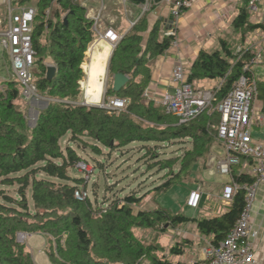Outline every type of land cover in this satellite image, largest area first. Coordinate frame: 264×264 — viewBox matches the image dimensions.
Wrapping results in <instances>:
<instances>
[{
	"label": "trees",
	"instance_id": "1",
	"mask_svg": "<svg viewBox=\"0 0 264 264\" xmlns=\"http://www.w3.org/2000/svg\"><path fill=\"white\" fill-rule=\"evenodd\" d=\"M34 1L37 9L32 36L36 52L34 81L48 106L39 111L35 126L30 128L27 101L19 81L13 77L1 84L0 185L16 187L17 195L0 189V264H36L29 247L18 241L20 233L46 235L44 251L51 264H143L145 261L187 264L175 262L173 256L183 255L191 240L175 243L168 255L151 251L149 240L155 233L192 222L202 235L212 237L213 245H219L244 211V190L235 195L222 216L191 219L161 206L136 210L145 198L139 197L137 191L123 197L118 194L117 198L105 196L100 203L97 183L93 187L95 201L89 195L80 201L75 193L82 188L88 191V179L69 175V170L79 162L88 163L72 144L88 145V140L113 152L137 142L146 144L148 170L157 168V172H167L164 183L155 187L159 195L184 183L194 185L207 168L212 147L218 141L221 115L204 113L181 125L164 106L153 101L146 103L144 99L152 80V60L169 50L174 40L163 32L161 21L149 29L147 16L160 5V0H152L150 11L123 37L109 63L106 96L126 99L128 108L124 112L80 105L82 66L95 36L93 21L81 0H17L14 5L27 6ZM131 1L142 5L148 0ZM242 2L233 32L244 43L249 34L262 26L251 21L248 11L251 0ZM0 20V31L5 30L7 6L4 4L0 5ZM220 46L222 51L202 50L189 73L190 82L225 79L217 101L231 92L253 58L244 47L234 52L237 45L229 40L221 39ZM50 62L57 69L51 79L48 78ZM118 73L130 80L121 91L115 92L114 76ZM258 90L264 103V76L258 77ZM67 135H70L69 144L63 150L61 140ZM170 145L178 146L180 154L159 157V150ZM92 146L96 153H101L100 146ZM95 162V167L104 166L100 161ZM239 169V166L233 168V179L240 184H252L254 179L240 175ZM195 173L198 175L192 179Z\"/></svg>",
	"mask_w": 264,
	"mask_h": 264
},
{
	"label": "built area",
	"instance_id": "2",
	"mask_svg": "<svg viewBox=\"0 0 264 264\" xmlns=\"http://www.w3.org/2000/svg\"><path fill=\"white\" fill-rule=\"evenodd\" d=\"M17 0H3L7 6V27L0 31V44L11 63V72L21 87L23 98L27 102L44 101L37 84L34 81L35 56L33 47V25L37 15L35 6L16 7ZM172 0H160L161 3H171ZM192 0H174L171 14L174 17L172 28L166 34L174 37L171 47L179 48L178 23L182 14L192 5ZM153 1L148 0L141 5L143 14L150 11ZM251 21L261 24L264 31V0H251L248 6ZM51 11H48L50 15ZM93 21L94 39L90 44L85 58H90L94 47L105 41L113 52L123 39V35L114 28L103 29L101 13L91 19ZM1 25V20H0ZM135 23H132L134 26ZM238 50H241L239 48ZM251 51L253 58L244 67L245 73L236 82L231 92L221 101H217L225 79L210 80L208 85L202 86L199 81H189V73L183 64L173 70L172 79L175 90L172 94H165L157 103L151 97L148 89L144 92L146 103L153 101L166 108L167 113L178 118L179 124H187L200 115L217 112L221 115L217 140L226 150L225 156L217 163L218 172L231 177V182L225 185L222 201L228 209L240 191L244 190L245 208L234 228L219 245L210 243L205 249V260L201 264H262L256 259L255 242L259 233L254 229L251 213L259 184L264 181V139L254 138L256 128L264 126V111L259 106V90L257 68L264 65V38L255 46L244 48ZM106 90H104V95ZM82 106H96L110 112L127 111L128 101L117 97H107L97 104L80 103ZM241 167L240 175H247L254 179L252 184H240L233 179V168ZM81 173H91L93 170L88 163L81 161L76 165ZM89 180V178H88ZM76 198L80 201L88 198V191L84 188L77 190ZM200 188L192 191L188 199V206L199 208L202 200Z\"/></svg>",
	"mask_w": 264,
	"mask_h": 264
},
{
	"label": "crops",
	"instance_id": "3",
	"mask_svg": "<svg viewBox=\"0 0 264 264\" xmlns=\"http://www.w3.org/2000/svg\"><path fill=\"white\" fill-rule=\"evenodd\" d=\"M173 1L174 0H172L171 3H161L148 14L147 18L150 30H152L158 21H161L164 33L171 30L172 26H170L168 20L171 16ZM192 1L191 7L188 8L179 19L178 36L181 42L180 47H171L163 55L156 57L151 62L152 80L147 89L156 103L160 101L165 94L174 93L175 84L172 75L177 65L183 64L189 73L199 53L202 50L208 52L214 51L216 45L220 44L221 39H226L231 42L230 39L234 37L236 42L231 43L236 44V47H238L237 49H239L241 47L251 48L264 38V31L261 28L249 34L244 43L240 42L238 37L234 34L233 22L243 4L242 0ZM81 2L87 9V16L89 19L101 13L102 28H114L123 36L132 29V23H137L144 15L141 5H136L131 0H81ZM147 35L148 33H146V36ZM112 55L113 52L108 43L102 41L91 51L90 58H85L82 66L84 77L80 81V90L82 91L80 98L81 103L89 102L91 104H97L106 98L104 90H107L109 63ZM6 57H8L7 54ZM49 66L54 65L50 62L48 63V67ZM257 76L262 77L264 74H257ZM199 82L202 86L208 85L207 80ZM46 102L47 100L27 102L28 117L30 118L29 115L33 112L32 114H34V117L38 118L39 111L48 106ZM259 106L264 111V103L260 97ZM261 128H264V126H260L256 128V130H260ZM262 139H264V136L258 138V140ZM223 157L224 156L220 157L214 155L211 150L209 159L210 166H208V169L214 165L217 167L215 161ZM202 172L198 176L201 178L199 179L201 183H196L191 188V192L198 188L202 190L203 195L200 206L197 209L188 206L189 210H191V214H185V216L191 219L220 217L228 211L221 197L225 185L231 182V177L229 176V182L218 186L220 192L216 195L215 192L213 194L208 189L211 188V190H214L216 188L215 186L218 184L205 182ZM210 174L213 175V171H211ZM251 221L254 229L259 233L254 246L256 259L264 264V181L259 184L257 189L251 213ZM183 240H191L192 244L189 248L185 249L183 255L173 256V260L175 262L187 264L203 262L205 260L204 249L212 243V237L202 235L197 228V224L193 222L184 224L176 229L168 228L164 233H155L149 240V245L151 251L168 255L171 246ZM143 264L150 263L145 261Z\"/></svg>",
	"mask_w": 264,
	"mask_h": 264
},
{
	"label": "rangeland",
	"instance_id": "4",
	"mask_svg": "<svg viewBox=\"0 0 264 264\" xmlns=\"http://www.w3.org/2000/svg\"><path fill=\"white\" fill-rule=\"evenodd\" d=\"M3 0H0V5H2ZM30 5L35 6V1ZM231 42L235 43L236 39L232 37ZM222 51L220 44H217L214 51ZM234 52L237 51V47L234 48ZM10 60L6 57L1 44H0V91L2 89L1 84L9 79H13V75L10 67ZM257 74H264V65H260L257 68ZM48 103V101L46 102ZM33 113V112H32ZM29 115V127L33 128L37 122V117H34V114ZM254 138L258 139L264 136V128L260 130H254ZM70 135L65 136L61 140V147L63 150H66V147L69 144ZM260 136V137H259ZM91 144H72L74 148L78 151V154L83 156L88 162V165L93 170L91 173H81L76 168H71L69 170V175L73 178H82L88 179V192L89 197L92 201H95L93 196V187L94 184H98L99 189V202L101 203L105 196L107 198L115 197L117 198L118 194L122 197L129 195L133 192H138L139 197L144 196L143 202L136 206V210H151L158 206L167 208L173 212H180L185 214H191V210L187 205V200L189 199V194L193 185L191 183H184V185L175 186L166 194H157L155 187L163 184L165 181V175L167 172H157L155 170H148L149 159L145 157V154L148 153L147 148H144L146 144L144 143H134L130 146L124 148L123 150L114 151L111 148L104 147L93 140H88ZM92 145H98L101 148V153H96ZM161 158H172L178 156V146L170 145L167 148H162L159 150ZM212 153L216 156H225V148L219 144H215L212 147ZM96 159H95V158ZM210 159V157H209ZM95 160L104 163L103 167H95ZM148 160V161H147ZM158 160V159H157ZM210 160L207 162V168L202 172V176L205 182H213L218 184L215 186L214 190L209 188L208 190L217 195L219 191V185L227 183L230 181L228 175L218 172L216 165L208 169ZM212 165V162H211ZM213 171V175L210 172ZM198 174L192 175V179L196 178ZM197 179H201L197 177ZM197 183H201L200 180ZM196 184V183H195ZM194 184V185H195ZM0 189L8 190L13 196H16V187H7L1 186ZM31 210H34L33 203H30ZM32 235V236H31ZM31 236V237H30ZM18 241L25 243L36 262V264H51V261L44 251L46 245L47 236L44 234H27L20 233L18 235Z\"/></svg>",
	"mask_w": 264,
	"mask_h": 264
},
{
	"label": "water",
	"instance_id": "5",
	"mask_svg": "<svg viewBox=\"0 0 264 264\" xmlns=\"http://www.w3.org/2000/svg\"><path fill=\"white\" fill-rule=\"evenodd\" d=\"M67 17H65V23L67 24ZM173 21H174V17L173 15L171 14L168 22L170 24V26H172L173 24ZM56 67L55 66H49L48 67V78L51 79L53 78L55 75H56ZM130 78L122 73H118L114 76V91L115 92H119L121 91L126 85L127 83L129 82Z\"/></svg>",
	"mask_w": 264,
	"mask_h": 264
},
{
	"label": "bare ground",
	"instance_id": "6",
	"mask_svg": "<svg viewBox=\"0 0 264 264\" xmlns=\"http://www.w3.org/2000/svg\"><path fill=\"white\" fill-rule=\"evenodd\" d=\"M218 129V128H217ZM240 170V169H239Z\"/></svg>",
	"mask_w": 264,
	"mask_h": 264
}]
</instances>
